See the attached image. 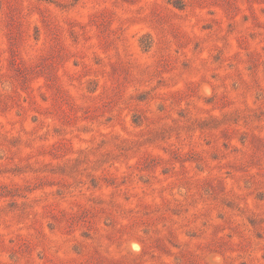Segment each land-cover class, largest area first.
I'll use <instances>...</instances> for the list:
<instances>
[{
	"label": "rangeland",
	"instance_id": "rangeland-1",
	"mask_svg": "<svg viewBox=\"0 0 264 264\" xmlns=\"http://www.w3.org/2000/svg\"><path fill=\"white\" fill-rule=\"evenodd\" d=\"M0 264H264V0H0Z\"/></svg>",
	"mask_w": 264,
	"mask_h": 264
}]
</instances>
